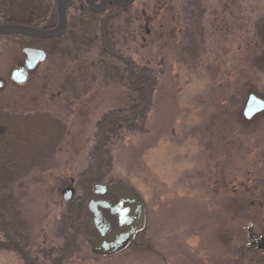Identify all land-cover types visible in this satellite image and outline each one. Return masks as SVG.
I'll return each instance as SVG.
<instances>
[{
    "label": "rangeland",
    "instance_id": "1",
    "mask_svg": "<svg viewBox=\"0 0 264 264\" xmlns=\"http://www.w3.org/2000/svg\"><path fill=\"white\" fill-rule=\"evenodd\" d=\"M79 6L70 1L68 18H88ZM262 19L264 0H135L109 23L110 56L100 18L55 43L24 85L10 75L27 39L0 38V110L61 130L8 190L22 227L15 247L0 226V264H264L250 237L264 236V112L242 115L250 94L264 101ZM144 105L133 127L113 119L102 134L110 116ZM112 184L140 197L143 229L97 256L76 203L85 187Z\"/></svg>",
    "mask_w": 264,
    "mask_h": 264
},
{
    "label": "trees",
    "instance_id": "2",
    "mask_svg": "<svg viewBox=\"0 0 264 264\" xmlns=\"http://www.w3.org/2000/svg\"><path fill=\"white\" fill-rule=\"evenodd\" d=\"M114 11L115 8L110 7L108 12L114 14ZM122 13L123 11L119 15L106 20L102 29L100 27L101 34L102 31L105 32V38L109 35V23L120 18ZM100 18L101 16L92 15L85 19L78 18V20H75L67 16V31L62 38L54 40L26 38L27 42H22L20 45L21 47H32L49 51L55 43L61 41L63 38H76V34L74 33L76 27L79 26L84 29L92 28ZM55 21L54 7L46 4V0H0V22L27 25L35 28H39L44 23V27L49 28L55 25ZM257 32L259 39L264 43V19L258 21ZM106 49L108 51L111 50L108 42ZM102 53L110 56L104 47L102 48ZM136 85L137 83L132 85V89L137 94H142ZM140 117L142 115L138 118L136 117L131 122L115 119L110 122L109 127L124 125L127 128H131ZM30 119L37 122L36 117H31ZM26 120L27 118L21 114L0 110V226L2 227L4 237L9 240L8 243L12 241L14 246V242L18 241L17 232L22 227V223L16 214L12 195L8 190L15 183V180L33 169V155H35L37 147L39 145L53 146L57 144L61 134L60 128L52 125V121L47 125L45 120H41L38 123L41 124L42 128L36 129L38 128L36 124H30L31 122H26ZM5 225L7 228H5ZM10 235L13 236L15 241L11 239ZM18 243L21 244L20 241Z\"/></svg>",
    "mask_w": 264,
    "mask_h": 264
},
{
    "label": "water",
    "instance_id": "3",
    "mask_svg": "<svg viewBox=\"0 0 264 264\" xmlns=\"http://www.w3.org/2000/svg\"><path fill=\"white\" fill-rule=\"evenodd\" d=\"M108 0H99L94 3L92 0H83L84 5L91 13L101 14L105 11ZM69 0H57L55 6L56 25L52 28H35L27 25H16L9 23L0 24V37H25L35 40H54L62 38L67 30V5ZM135 0H111L118 11L112 17L117 16L121 11L129 8ZM105 46V42H104ZM106 48V47H105ZM25 57L24 64L14 69L10 79L17 85H24L29 74L40 64L46 61L47 53L41 49L25 47L21 50ZM124 60L122 57H120ZM3 84L0 81V89ZM142 106L133 116L122 117L119 115L110 116L102 126V134L105 126L113 119L133 120L143 109ZM264 112V101L250 94L246 100L242 115L246 121H250L256 115ZM103 137L101 138V142ZM101 145V143H100ZM111 195L117 198L118 202L111 205L106 201L91 200L87 204L91 215L93 228L97 232V237L88 241L91 253L97 256H111L123 250L133 235L143 227V207L138 195L129 187L121 184L109 186ZM106 190L105 186H95L94 193L102 195ZM75 191L67 188L63 191V200L69 202L74 197ZM101 209L108 210L111 217L117 218L115 230L109 234L110 223L104 217ZM252 245L264 251V238L257 239L254 234H250Z\"/></svg>",
    "mask_w": 264,
    "mask_h": 264
},
{
    "label": "flooded vegetation",
    "instance_id": "4",
    "mask_svg": "<svg viewBox=\"0 0 264 264\" xmlns=\"http://www.w3.org/2000/svg\"><path fill=\"white\" fill-rule=\"evenodd\" d=\"M70 1H71V0H69L68 4L70 3ZM79 1H80V6L78 7L79 10H81V11H85V12L87 13V15H86L87 17H90V16H92V15H98V16H101V23H102V26H103V24H104V22H105L106 20L112 18V16L118 11L117 7H116L113 3H111V0H108V1H107L106 9H105V11H104L103 13H101V14L91 13L90 11H88V9L86 8V6L84 5L83 0H79ZM92 1H93L94 3H98V2H99V0H92ZM67 7H68V5H67ZM110 7H114V8L116 9V12H115L114 14H110V13L108 12ZM0 24H1V23H0ZM104 37H105V36H104ZM18 38H20V39L22 38V39H23V37H18ZM22 49H23V48H22ZM107 52L111 54L110 51L107 50ZM23 64H24V62H23ZM23 64H22V66H23ZM20 67H21V66H20ZM129 67H130V73L132 74L133 68H132L131 65H129ZM136 79H137V78H136ZM94 187H95V185H94L91 189L88 188V187H85L86 189H85V192H84V194H83L81 200L78 201V202L76 203V206H78V205H83V206L85 207V209H86V211H87V213H88V215H89V217H90V220H91V215H90V213H89V211H88V208H87V204H88L89 201H91V200H94V201H106L107 203H110L111 205H115V204L118 202L117 198L110 194L109 189H108L109 186H108V187L105 186V187H106V190L104 191V193H103L102 195H96V194L94 193ZM142 207H143V205H142ZM101 212H102V214L104 215V217H105V218L109 221V223H110L109 234H111V233L115 230V228H116V226H117V218H116V217H111V216L109 215V211H108V210L101 209ZM143 220H144V214H143ZM142 229H143V228H142ZM142 229H140L138 232H136L135 235H137ZM135 235L131 238V240L127 243L126 247H125L123 250L127 249V247L130 246V245L133 243V240H134V238H135ZM96 237H97V232H96ZM262 238H264V236L261 237V238H258V239H262ZM256 248H258V247L256 246ZM258 249H259V248H258ZM123 250H122V251H123ZM259 250L261 251V254L264 256V251H262V249H259ZM120 252H121V251H120Z\"/></svg>",
    "mask_w": 264,
    "mask_h": 264
},
{
    "label": "bare ground",
    "instance_id": "5",
    "mask_svg": "<svg viewBox=\"0 0 264 264\" xmlns=\"http://www.w3.org/2000/svg\"><path fill=\"white\" fill-rule=\"evenodd\" d=\"M2 38H4V37H2ZM104 42V41H103ZM104 47V49L106 50V48H105V46H103ZM107 51V50H106Z\"/></svg>",
    "mask_w": 264,
    "mask_h": 264
}]
</instances>
